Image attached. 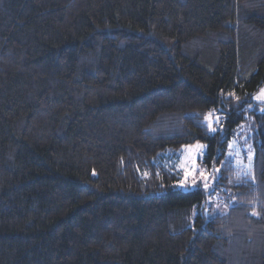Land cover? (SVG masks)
Listing matches in <instances>:
<instances>
[{
	"label": "trees",
	"instance_id": "trees-1",
	"mask_svg": "<svg viewBox=\"0 0 264 264\" xmlns=\"http://www.w3.org/2000/svg\"><path fill=\"white\" fill-rule=\"evenodd\" d=\"M263 84L264 0H0V264H264Z\"/></svg>",
	"mask_w": 264,
	"mask_h": 264
},
{
	"label": "rangeland",
	"instance_id": "rangeland-1",
	"mask_svg": "<svg viewBox=\"0 0 264 264\" xmlns=\"http://www.w3.org/2000/svg\"><path fill=\"white\" fill-rule=\"evenodd\" d=\"M262 90H264V84L253 95L255 103L264 104V101L256 99V97L261 94ZM220 115L221 114L219 113L212 114L211 130L213 128L218 130V126L220 127ZM216 117H219L218 121L216 120ZM206 123L209 126L207 120ZM206 149V143L195 141L190 144H184L180 148L170 149L163 152V163L181 172L180 178L175 182L176 188L188 190L195 187H202L207 192L212 189L215 180L213 169L206 168L200 163ZM254 152V128L249 121H244L235 129V135L229 143L226 156L233 161L234 165L247 171L251 167L250 165L254 157ZM251 171L252 170L250 169V172ZM201 173H203V175H201ZM205 184L208 186L205 187ZM208 201L210 203L212 201V204L215 206V211L224 212L228 207V204L223 200H218V196L215 193L212 195L210 193L208 194ZM205 210L208 211V203L205 204Z\"/></svg>",
	"mask_w": 264,
	"mask_h": 264
},
{
	"label": "snow or ice",
	"instance_id": "snow-or-ice-1",
	"mask_svg": "<svg viewBox=\"0 0 264 264\" xmlns=\"http://www.w3.org/2000/svg\"><path fill=\"white\" fill-rule=\"evenodd\" d=\"M256 99H257V100L264 101V90H262L261 94L258 95V96L256 97ZM211 118H212V113H209V114L205 117V119L209 122V127H210V128H211V123H212ZM216 120L218 121V120H219V117H216ZM212 130L215 131L214 128H213ZM198 147H202V146H198ZM201 175H203V173H201ZM194 183H195V181H194ZM207 186H208V185L205 184V187H207ZM254 214H255V213H254Z\"/></svg>",
	"mask_w": 264,
	"mask_h": 264
}]
</instances>
